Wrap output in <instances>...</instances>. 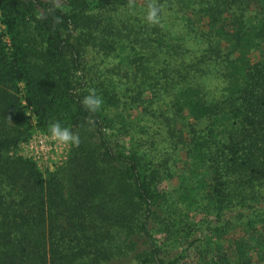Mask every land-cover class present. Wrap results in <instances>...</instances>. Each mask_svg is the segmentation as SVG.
Returning <instances> with one entry per match:
<instances>
[{
  "label": "trees",
  "instance_id": "trees-1",
  "mask_svg": "<svg viewBox=\"0 0 264 264\" xmlns=\"http://www.w3.org/2000/svg\"><path fill=\"white\" fill-rule=\"evenodd\" d=\"M64 1L0 0V264H180L170 247L199 209L210 232L193 241L199 264H264V0L159 3L157 25L147 9L119 14L134 0H115L118 16L111 0ZM89 48L118 58L127 80L90 78ZM91 88L95 113L82 104ZM143 105L193 161L180 191L158 189L165 170L136 137L144 128L111 117ZM56 121L80 144L47 177L15 151ZM235 213L247 236L216 254L210 236Z\"/></svg>",
  "mask_w": 264,
  "mask_h": 264
},
{
  "label": "rangeland",
  "instance_id": "rangeland-1",
  "mask_svg": "<svg viewBox=\"0 0 264 264\" xmlns=\"http://www.w3.org/2000/svg\"><path fill=\"white\" fill-rule=\"evenodd\" d=\"M54 1L59 6L63 8H68L66 1L64 0H47ZM155 0L157 4L161 3V6L168 5L170 2L173 4V7H177L178 0ZM150 0H134V2L127 6V10L123 11L122 9H118L119 14H126L127 12H131L133 14L144 13V9H147ZM179 7V6H178ZM111 11L110 14L118 16V12H115L113 8H116L115 0H111ZM113 9V10H112ZM0 16L1 10H0ZM166 21L176 24L179 22L174 17L167 18ZM4 24L0 23V27L2 31H4ZM8 45H11L10 38L8 36L5 37ZM260 58V54L257 52L254 54V60L258 61ZM87 70L89 72V77L92 78L96 82L110 80L113 79L115 82H125L127 79L123 77L122 73L119 72L118 69H115V66L119 63L118 58L114 55L107 56L104 53L99 52L97 49L89 48L85 55ZM24 87V84L21 85ZM24 97V93L22 94ZM26 103V102H25ZM158 106V105H156ZM152 109L146 108V105L140 108H134L128 111H124L123 108L114 107L111 108V117L117 120L118 118L126 119L128 122H134L136 124H140L141 127L144 128L145 133H137L136 137L142 141L144 144V150L150 153L153 158L160 165L164 166V172L157 183L158 189L162 192L166 193H174L176 191H180L184 189V187L190 185L192 183L191 179V168L193 166V161L187 154L184 147L178 145L174 140L169 130L167 128V118L161 115V112H157L151 114ZM168 112V113H167ZM166 114L170 117L171 113L167 111ZM123 116V117H122ZM32 123L36 124V118L32 115ZM179 128H184L185 125L180 121ZM141 128L138 129L140 132ZM187 134V131L185 132ZM116 139L122 143L129 145L130 141L127 137L123 135H118ZM72 147L58 145L57 143L51 140H44L42 143L34 144L33 149L26 148L23 144L19 147L16 152L17 155H22L27 158H33L32 155L36 154L39 156L37 160H34L38 163L39 168L45 174V176H49L50 174L56 173L58 171H62L68 164L71 154ZM262 211H264V206H262ZM232 216L226 217L231 218L233 224L230 226L228 232L221 237L214 236L212 234L214 240V251L216 254L224 253L225 250L230 252L234 248V240L241 239L247 236V227L242 226L241 223L238 222L239 215L235 213ZM207 214L202 209L193 212L189 218V225L191 224L194 228L191 231L185 232L183 237L179 242H177V246H171V254L172 257H178L181 254H185V258L181 260L180 264H199L200 263V255L201 249L197 250L196 247H192L193 241L197 238H200V235H208L210 233L205 229V223L207 222ZM215 217L211 216L210 221H213L211 225H214ZM257 228L259 232H264V225L261 223H257ZM249 232V231H248ZM205 237V236H203ZM163 239L160 236V239ZM165 240V238H164ZM257 243V239L256 242ZM208 250L205 248L204 251ZM200 256V257H199Z\"/></svg>",
  "mask_w": 264,
  "mask_h": 264
},
{
  "label": "clouds",
  "instance_id": "clouds-1",
  "mask_svg": "<svg viewBox=\"0 0 264 264\" xmlns=\"http://www.w3.org/2000/svg\"><path fill=\"white\" fill-rule=\"evenodd\" d=\"M161 15V7L155 2V0H150L144 17L146 22L150 25H157L160 23ZM82 104L86 110L95 113L101 109L103 99L97 94L96 89L91 88L88 90V94L84 96ZM46 138L58 145L69 147H78L80 144L79 134L72 131L70 127L63 126L59 121L50 124Z\"/></svg>",
  "mask_w": 264,
  "mask_h": 264
},
{
  "label": "built area",
  "instance_id": "built-area-1",
  "mask_svg": "<svg viewBox=\"0 0 264 264\" xmlns=\"http://www.w3.org/2000/svg\"><path fill=\"white\" fill-rule=\"evenodd\" d=\"M3 28L5 29V26H3ZM46 134L47 133H42V132H39L38 134H36L31 140H29L28 142H25L23 143V146H25L26 148H30V149H33V145L34 144H39V143H42L44 140H48L46 138ZM32 157L37 160L39 158L38 155L36 154H33Z\"/></svg>",
  "mask_w": 264,
  "mask_h": 264
}]
</instances>
